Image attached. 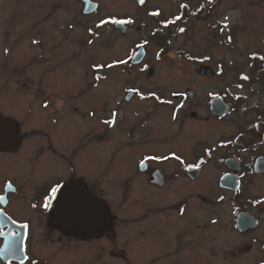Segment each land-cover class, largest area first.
<instances>
[{
    "label": "flooded vegetation",
    "instance_id": "obj_1",
    "mask_svg": "<svg viewBox=\"0 0 264 264\" xmlns=\"http://www.w3.org/2000/svg\"><path fill=\"white\" fill-rule=\"evenodd\" d=\"M87 1L90 12L81 0L71 3L83 22L71 29L84 27L89 38L71 34L62 68L68 54L59 38L43 36L46 20L0 13V229L22 233L11 221L30 224L27 264H264L263 56L252 51L228 79L223 63L204 60L183 78L162 76L140 42L126 57L108 61L102 48L101 61L85 59L80 47L108 38L97 39L105 24L89 18L101 7ZM219 3L175 0L169 15L154 7L146 12L150 34L165 50L191 24L210 22ZM123 20L131 23L124 31L112 24L115 38L138 24ZM121 60L127 63L107 67ZM77 63L86 67L78 84L71 78ZM113 112L114 127L103 123ZM57 183L77 185L100 206L99 223L59 217L55 205L45 211ZM0 264L19 258L0 253Z\"/></svg>",
    "mask_w": 264,
    "mask_h": 264
},
{
    "label": "rangeland",
    "instance_id": "obj_2",
    "mask_svg": "<svg viewBox=\"0 0 264 264\" xmlns=\"http://www.w3.org/2000/svg\"><path fill=\"white\" fill-rule=\"evenodd\" d=\"M74 1L0 0V13L8 14L17 11L25 19H30V15H34L43 21L46 20L45 25L50 24V28L44 29L43 36L46 38L50 32L55 39L59 38L57 40L59 51L61 55H64L71 52V34L78 37L87 33L84 31V27L78 25L71 29V22L83 24L82 18L77 15L78 12L72 10L71 13V3H74ZM94 1L99 3L101 8H99L96 15L89 18L91 24H94L97 19L112 20L116 17L121 20L125 17L135 18L138 24L135 23V27L129 30L130 32L126 36L121 37L118 35L116 38L113 36L115 33L112 23L105 24L99 29L97 39L108 38L97 41L90 47H80L79 52L82 55L87 52L85 59L92 56L95 57V61H101L100 51L102 48L107 50V54L104 53V55L108 56V61L126 57L129 54V48L134 43L140 42L144 43V47L147 48L148 60L155 61L156 67H159L158 70L162 76L183 78L187 76L185 73L190 74L189 69L194 63L204 60L210 63H223L222 77L228 79L236 76L234 75L236 71L231 68L238 66V63H240V67L247 66L248 54L252 51L254 52L252 55L261 58L263 56L264 58V0H220L214 12L215 16L212 17L210 22H200L193 28V24H191V29L181 36L172 38L171 44L165 47V50L159 47L156 39L150 34L154 22L148 18L146 12L154 7H159L164 15L174 13L175 4L173 2L175 0H146L143 5L140 4V7L144 6L142 8H138L139 6H136L134 0ZM227 5H230V9L224 12L223 8ZM224 14L226 16H223ZM51 23H53V26ZM209 23L216 26L209 30L207 27ZM137 27H139V30ZM214 34H217L218 37ZM87 37L89 38L88 35ZM68 55L61 58L60 68L70 62L71 55ZM240 67H236V70H239ZM85 68V65L77 63L71 69V78L75 80L76 84L79 81L81 82V76ZM116 77L117 75H109L110 79ZM43 88L45 94L49 92L46 86ZM77 90H75V93ZM79 91H81V88ZM98 92L99 89L94 91V93ZM57 93L65 92L60 90ZM71 93H73V90Z\"/></svg>",
    "mask_w": 264,
    "mask_h": 264
},
{
    "label": "snow or ice",
    "instance_id": "obj_3",
    "mask_svg": "<svg viewBox=\"0 0 264 264\" xmlns=\"http://www.w3.org/2000/svg\"><path fill=\"white\" fill-rule=\"evenodd\" d=\"M211 2V0H209ZM138 3L143 5L145 0H138ZM183 7V6H182ZM151 15H159V12L151 13ZM180 17H175L174 20H169L165 23L164 27H168L169 24L175 23L179 20ZM126 24L131 23L130 20H121V19H112V20H101L100 24L97 27H101L104 24ZM227 27V25H225ZM180 32H184L185 29L180 28ZM33 43H37V41H33ZM91 43V41H89ZM147 43V41H145ZM143 44L137 45V47L143 48ZM127 60L114 61L107 65L109 68L115 67L117 64H126ZM100 66L94 65V69H98ZM101 77L97 76L96 79H100ZM243 79L247 80L248 77L245 76ZM129 91H132L129 89ZM151 96H155V93H150ZM175 95V93H173ZM140 98L144 99L143 94H140ZM161 103H168V101H160ZM47 105H45L46 107ZM117 113H112V120H105L103 123L108 124L110 126H115V117ZM172 158L180 159V157L176 156L173 153ZM147 159H159L158 157L150 156ZM164 159H168V157H164ZM183 163V160H181ZM143 162H141V166ZM199 166V165H197ZM3 197H0V200H3ZM223 199V197H221ZM55 205V214L59 217H63L64 215H71L73 218L84 222V223H99V221L103 217V209L98 206L95 202H93L86 194H84L77 185H61L57 183L56 186L50 187V191L46 193V197L43 202V208L45 211L53 208ZM33 208L36 207L35 204L32 205ZM244 220L242 223H246ZM11 224L22 229L23 232H13L11 229L7 232L0 229V240L3 241V247H0V253L5 255L13 256L19 258V264H27V262L31 259L28 254V237L30 234V224L28 222H17L16 220H12Z\"/></svg>",
    "mask_w": 264,
    "mask_h": 264
},
{
    "label": "water",
    "instance_id": "obj_4",
    "mask_svg": "<svg viewBox=\"0 0 264 264\" xmlns=\"http://www.w3.org/2000/svg\"><path fill=\"white\" fill-rule=\"evenodd\" d=\"M83 3H84V7H85V9L86 8H88L87 10V12H90V11H92V9L90 10V7L92 6L93 8H94V6L95 5H93V4H91L89 1H87V0H81ZM136 1H138V0H136ZM90 10V11H89ZM131 26V24H129V27ZM114 27L116 28V29H118V30H121V31H124L125 30V26H123V24H121V25H116V24H114ZM142 56V54H141V52L139 51V52H137L135 55H134V58H133V60L135 59L136 61H139V60H141V57ZM134 60V61H135ZM5 139H0V142H2V141H4ZM241 222V221H240Z\"/></svg>",
    "mask_w": 264,
    "mask_h": 264
}]
</instances>
